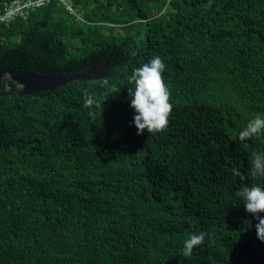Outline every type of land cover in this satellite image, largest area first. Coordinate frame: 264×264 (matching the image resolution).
Segmentation results:
<instances>
[{"label":"trees","instance_id":"16d2710c","mask_svg":"<svg viewBox=\"0 0 264 264\" xmlns=\"http://www.w3.org/2000/svg\"><path fill=\"white\" fill-rule=\"evenodd\" d=\"M68 1L0 24V69L107 62L53 90L0 93V264H264L235 195L264 182L249 174L264 135L238 137L264 114V0ZM155 55L173 107L164 130L137 134L128 76Z\"/></svg>","mask_w":264,"mask_h":264},{"label":"clouds","instance_id":"9594fccd","mask_svg":"<svg viewBox=\"0 0 264 264\" xmlns=\"http://www.w3.org/2000/svg\"><path fill=\"white\" fill-rule=\"evenodd\" d=\"M165 68L166 64L162 58L155 55L148 62L134 68L128 76V80L134 85L128 88V92L131 97L129 104L134 111L131 124L135 126L137 134L143 130H147L148 133L159 132L168 126L173 105L169 99V87L163 77ZM101 83L107 86L109 81L104 78ZM101 103L102 101H98L93 94H85V106H101ZM262 135H264V114L255 115L238 133L241 141ZM233 173L240 177L241 181L245 179L237 169H233ZM249 174L264 180V151L253 153ZM235 195L242 199L245 210L256 221L254 225L256 236L264 242V216L260 215L264 213V182L247 185L242 183ZM244 223L251 226L250 220H245ZM205 235L201 231L198 234H191L184 240L183 254L190 256L193 249L203 243Z\"/></svg>","mask_w":264,"mask_h":264},{"label":"water","instance_id":"95a60500","mask_svg":"<svg viewBox=\"0 0 264 264\" xmlns=\"http://www.w3.org/2000/svg\"><path fill=\"white\" fill-rule=\"evenodd\" d=\"M107 70V62L89 65L69 76L38 75L26 71H15L10 68L0 69V93L15 91L18 96L59 88L65 83L77 80L85 74H97Z\"/></svg>","mask_w":264,"mask_h":264},{"label":"built area","instance_id":"2783aa9c","mask_svg":"<svg viewBox=\"0 0 264 264\" xmlns=\"http://www.w3.org/2000/svg\"><path fill=\"white\" fill-rule=\"evenodd\" d=\"M50 1H59L71 11L68 0H12L4 2L0 7V24H8L17 18L24 19L29 12L37 9Z\"/></svg>","mask_w":264,"mask_h":264}]
</instances>
